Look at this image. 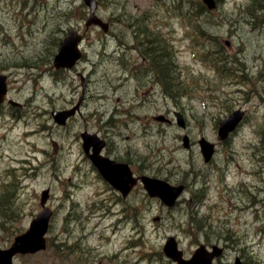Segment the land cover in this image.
Masks as SVG:
<instances>
[{
	"label": "rangeland",
	"instance_id": "374dc122",
	"mask_svg": "<svg viewBox=\"0 0 264 264\" xmlns=\"http://www.w3.org/2000/svg\"><path fill=\"white\" fill-rule=\"evenodd\" d=\"M98 1L109 32L91 27L82 60L56 71L59 41L72 28L84 31L82 0H0V74L7 77V99L21 105L0 106V249L28 229L47 189L48 247L17 256V264H172L162 253L170 236L185 257L200 244L219 245L225 251L214 264L236 257L264 264V1L255 21L246 15L256 11L246 9L251 0H218L208 17L207 34L227 59L224 72L202 61L216 42L197 45L195 28L184 21L196 0ZM129 16L145 17L141 33ZM152 38L167 56L153 67L141 46ZM81 98L79 114L65 126L53 121L52 112ZM174 111L184 115L186 131L154 120ZM234 111L245 113L243 122L222 142L218 124ZM85 131L104 140L103 154L128 163L136 176L189 189L171 209L141 185L122 200L85 156ZM200 138L215 146L208 164ZM8 191L12 207L4 213L1 197ZM197 194L205 197L194 205Z\"/></svg>",
	"mask_w": 264,
	"mask_h": 264
},
{
	"label": "water",
	"instance_id": "95a60500",
	"mask_svg": "<svg viewBox=\"0 0 264 264\" xmlns=\"http://www.w3.org/2000/svg\"><path fill=\"white\" fill-rule=\"evenodd\" d=\"M208 10L216 8L215 0H201ZM84 4L89 8V17L86 26L97 25L104 31L108 30V24L103 23L96 14L98 3L96 0H83ZM83 39L79 36L76 30H71L67 36L61 41L60 48L57 55L54 57L53 65L56 69H70L81 58V52L78 44ZM6 94L5 77L0 76V103H2ZM75 109L62 112H53L54 121L60 125H64L66 120L74 115ZM178 118V125L185 127L184 120L180 114H175ZM240 114L235 112L232 116L222 121L219 126L218 134L221 139H225L228 134L233 131L239 120ZM159 119V118H158ZM85 144L84 147L88 150L93 146V155L91 156L93 162L97 165L104 178L110 182L117 190L121 191L125 196L126 193L136 183V179L132 178V174L127 165H119L108 159L102 158L98 155L103 147L102 142L98 141L95 136L82 135ZM185 145L187 140L184 139ZM201 151L204 155L205 161L208 162L214 152V146L209 144L204 139L200 140ZM141 182L149 197L159 198L164 204L171 207L174 205L176 198L181 194L183 187H172L164 181L142 177ZM48 199V190L42 193L40 205L44 207ZM52 212L45 208L37 215L31 222L30 228L24 234L15 238L14 243L9 249L0 250V264H14L13 257L17 254H33L45 249L44 235L48 230L49 219ZM165 256L177 264H212L213 260L219 257L222 249L213 246L211 251L206 250L204 246H200L189 260L182 258V252L178 251L177 243L173 237H169L163 248ZM234 264H243L240 259H236Z\"/></svg>",
	"mask_w": 264,
	"mask_h": 264
},
{
	"label": "trees",
	"instance_id": "16d2710c",
	"mask_svg": "<svg viewBox=\"0 0 264 264\" xmlns=\"http://www.w3.org/2000/svg\"><path fill=\"white\" fill-rule=\"evenodd\" d=\"M262 1L264 0H252V2L246 7L247 10H250L252 7L256 8V11L254 14H250V13H246L247 17L252 19L253 21H255L257 19V14H259L258 12H260L262 10V7H260V5L262 4ZM263 5V4H262ZM258 8V9H257ZM245 9V11H246ZM214 12H208L207 9L205 8L204 5H202L200 2H195V6L194 7H190L186 13V22L188 23V25H190L195 32L197 33V45H201L203 47H207L206 45L210 44V46L214 45V42H212V40H214L213 37H211L210 35H208V29L207 28L209 25H211L212 23L209 22L208 17H211V15H213ZM206 17V19H205ZM264 17V16H263ZM142 18L138 19L137 17H132L129 16L127 21L131 23V27L133 28V30H136L138 33H141L142 30H144L143 25L142 24ZM115 23V22H114ZM135 35V32H134ZM157 39L152 38L151 41H147L146 43L142 42L141 46H146L148 47V50L150 51V49L153 47V51L147 52V54L150 55L151 59L153 60L154 64L152 65V67L154 65H159L161 62V59H166L167 56L159 54L157 48H155V44H157L158 42ZM212 45V46H213ZM216 48H219V46H215ZM217 51V50H216ZM203 57H202V61L203 62H213L214 66H219L221 63L224 62V60H222L221 54L219 53V56L216 55L217 52L214 53V51H210L207 52H203ZM222 61V62H221ZM165 67V66H164ZM220 67V66H219ZM221 71H225V66L223 64V66H221ZM156 70V66L154 67ZM159 74L165 75V73H160ZM166 76V75H165ZM11 198H12V194L11 192H6L3 197H1V207L3 208V212L5 213V210H8V208L12 207L11 205ZM201 221L198 223L199 226L201 225ZM251 260H246V263Z\"/></svg>",
	"mask_w": 264,
	"mask_h": 264
},
{
	"label": "flooded vegetation",
	"instance_id": "af4514ba",
	"mask_svg": "<svg viewBox=\"0 0 264 264\" xmlns=\"http://www.w3.org/2000/svg\"><path fill=\"white\" fill-rule=\"evenodd\" d=\"M106 143V142H105ZM106 147V146H105ZM104 156H107V157H109V158H111V159H113V160H115L116 158L115 157H110L109 155H106V154H104ZM115 161H117V160H115ZM117 162H119V161H117ZM120 198V197H119Z\"/></svg>",
	"mask_w": 264,
	"mask_h": 264
}]
</instances>
